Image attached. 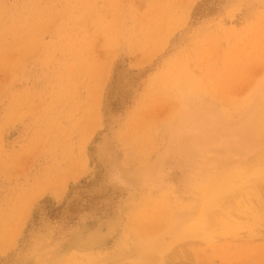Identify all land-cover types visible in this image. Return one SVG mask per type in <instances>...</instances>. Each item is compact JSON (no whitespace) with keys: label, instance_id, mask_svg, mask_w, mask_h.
I'll use <instances>...</instances> for the list:
<instances>
[{"label":"rangeland","instance_id":"374dc122","mask_svg":"<svg viewBox=\"0 0 264 264\" xmlns=\"http://www.w3.org/2000/svg\"><path fill=\"white\" fill-rule=\"evenodd\" d=\"M70 252L264 264V0H0V264Z\"/></svg>","mask_w":264,"mask_h":264},{"label":"crops","instance_id":"0c3cea01","mask_svg":"<svg viewBox=\"0 0 264 264\" xmlns=\"http://www.w3.org/2000/svg\"><path fill=\"white\" fill-rule=\"evenodd\" d=\"M57 254V253H56ZM57 257V256H55ZM78 258L84 260L86 258L85 255H83L82 253H77V254H73L72 252L68 253V254H65L64 255V258L62 260V262L58 263V264H74V260H78ZM50 259V258H49ZM47 261V260H46ZM45 261V262H46ZM45 262H43V264H46ZM84 264L85 261H84ZM204 264H208L207 262H205ZM220 264H225V263H220ZM227 264V263H226Z\"/></svg>","mask_w":264,"mask_h":264},{"label":"bare ground","instance_id":"6f19581e","mask_svg":"<svg viewBox=\"0 0 264 264\" xmlns=\"http://www.w3.org/2000/svg\"><path fill=\"white\" fill-rule=\"evenodd\" d=\"M199 222V221H198ZM201 222H199V224H200ZM200 226H198V227H195V228H192V229H195V230H197L198 228H199ZM79 237V236H78ZM77 237V238H78ZM88 238V237H87ZM92 238V237H91ZM90 238V239H91ZM89 239V238H88ZM77 240H79V239H77ZM90 244V245H89ZM89 244H83V245H81V244H77V243H72V244H67V245H64L63 247H59V253L60 252H64V251H66V250H69L70 248H73V247H75V248H80V247H90L91 249H93V247H91L92 245H91V243L89 242ZM156 251H158V250H156ZM34 252V251H33ZM160 252V251H159ZM59 256H61V255H59ZM51 264H53V263H51Z\"/></svg>","mask_w":264,"mask_h":264}]
</instances>
